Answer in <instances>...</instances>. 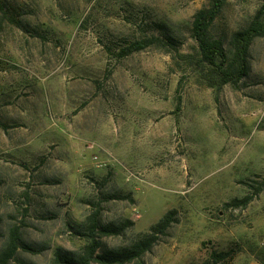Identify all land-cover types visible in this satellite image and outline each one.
<instances>
[{
  "label": "rangeland",
  "instance_id": "rangeland-1",
  "mask_svg": "<svg viewBox=\"0 0 264 264\" xmlns=\"http://www.w3.org/2000/svg\"><path fill=\"white\" fill-rule=\"evenodd\" d=\"M0 2V251L14 229L41 250L8 264L80 255L96 212L102 226L133 222L98 235L96 253L127 250L171 209L124 264H264V37L248 76L218 88L179 55L198 54L206 0ZM263 2L227 0L212 32L228 51Z\"/></svg>",
  "mask_w": 264,
  "mask_h": 264
},
{
  "label": "trees",
  "instance_id": "trees-1",
  "mask_svg": "<svg viewBox=\"0 0 264 264\" xmlns=\"http://www.w3.org/2000/svg\"><path fill=\"white\" fill-rule=\"evenodd\" d=\"M208 6L200 9L193 18L191 33L198 44L197 56L191 54H179L187 59L197 73L205 77L208 85L212 87H222L225 84H238L243 78L248 76L250 70V47L258 37H264V2L254 14L246 27L236 30L231 39V51L224 46V42L212 32V26L216 18L221 14L227 4V0H206ZM0 8L4 9L0 2ZM6 12V10H4ZM154 39L137 40L123 47L119 54L125 56L139 51L150 45ZM247 181V180H246ZM264 182L256 186V193L263 189ZM252 199V195H247L242 199L233 200L235 204H247ZM177 211L171 209L167 211L155 224L144 238L138 240L127 250H104L96 253L100 247L97 236L100 234H120L125 226L133 224L132 221L113 226H102L98 223V213L89 217V224L83 225L84 232H79L86 240L85 251L80 255L64 251L58 248L54 252V264H91L92 261L100 264H124L126 261L139 258L143 253L150 250L159 238L158 235L165 233L175 220ZM87 222V223H88ZM22 247L26 251L34 253L41 250L20 242L16 229L11 232L8 246L0 251V264H8L14 257L16 250ZM222 256V255H221ZM220 256V257H221Z\"/></svg>",
  "mask_w": 264,
  "mask_h": 264
}]
</instances>
